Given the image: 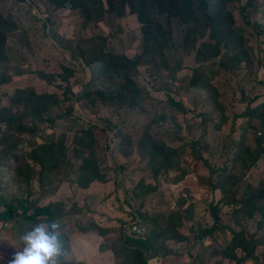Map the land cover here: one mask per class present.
I'll use <instances>...</instances> for the list:
<instances>
[{"label":"rangeland","instance_id":"1","mask_svg":"<svg viewBox=\"0 0 264 264\" xmlns=\"http://www.w3.org/2000/svg\"><path fill=\"white\" fill-rule=\"evenodd\" d=\"M252 2L244 7L246 19L245 0L225 3L241 52L228 45L199 60L190 40L183 42L185 25L177 17L157 16L166 42L145 52L135 14L105 13L91 22L57 0H0V13L16 24L1 54L0 109L14 116L23 110L20 123L30 128L10 137L0 120V196L16 197L27 214L51 205L60 224L61 264H137L134 246L124 241L137 212L146 218L140 236L161 232L153 249H141L144 264H264V0ZM103 54L137 56L128 73L134 100L107 97L122 80L112 76L109 83L99 74ZM192 78L200 86L188 84ZM18 89L50 94L40 104L42 120L12 103ZM84 129L100 178L80 187L73 150L87 152L75 141ZM146 137L167 150L160 159L148 160L150 145L139 142ZM49 142L56 151L62 147L63 157L45 170L27 152ZM8 144H15L16 159L4 153ZM25 162L32 167L27 179L15 173ZM45 219L0 221V264L22 251L21 237ZM233 235L246 247L233 248L236 258L228 252Z\"/></svg>","mask_w":264,"mask_h":264},{"label":"trees","instance_id":"2","mask_svg":"<svg viewBox=\"0 0 264 264\" xmlns=\"http://www.w3.org/2000/svg\"><path fill=\"white\" fill-rule=\"evenodd\" d=\"M62 6H76L78 7L87 21L95 22L100 19H103V14L108 13L112 14L115 17H119L126 14H135L136 19L140 22L141 27V44L143 46V51H157L160 48V43L163 40L165 44L164 34H167V30L163 29L157 16L164 15L166 18L177 17L179 23L185 25L183 42L186 44L190 40V47L194 51V57L199 60H207L213 58L220 50V47H227L232 45L234 49L238 52H241V36L238 34L234 24L233 17L230 11L225 6L227 0H105L106 6L103 8L101 0H57ZM252 0H245V3L240 6L243 17L246 19V14L243 12L244 7L252 5ZM127 8V9H126ZM155 17V18H154ZM11 16L3 17L0 13V61L1 54L5 41V34L7 32L15 29L16 24L11 21H7ZM12 19V18H11ZM255 30L257 32H263V26L259 23H254ZM207 32V39H203L204 34ZM195 44H197L195 46ZM233 49V48H232ZM236 51L234 52V54ZM104 59L99 63L98 72L100 75L106 77L107 82L113 83L114 80L112 76H120L122 82H119L117 86L110 88L107 91V97L110 99H117L121 101L122 96L131 97V100L138 95L135 83L131 78H129V71L134 69L135 64L137 63V56L133 58H127L124 55H108L103 54ZM162 63L165 62L164 57L161 55ZM243 60H246V57H242ZM239 61L241 58L236 57ZM165 64V63H164ZM191 86L197 87L200 86L196 82V79L192 78L190 81ZM115 85V84H113ZM22 89L15 91L12 98V103L16 105H22L23 108L28 107V112L33 115L34 118L42 120V114L39 112L41 103L49 102L48 99L50 94L47 93H33L31 90L27 94L22 93ZM87 90L80 91L79 94H85ZM95 93L100 96L103 95L102 92H99L97 89ZM178 106V104H177ZM250 108L246 106L245 110ZM264 109V104L260 105V110ZM257 110V109H256ZM251 111V110H250ZM24 111H20L16 116L9 112L8 107H2L0 109V120L4 122L5 132L12 136V131L20 132L22 130H29L30 128L26 125L20 123L21 118L24 116ZM27 128V129H24ZM33 131V130H32ZM31 131V132H32ZM85 129L81 130V134L75 137V141L80 146L84 144L83 147L85 150L78 147L74 148L73 152L75 158H80L79 166L76 169V184L80 187L86 186L93 179L100 178L96 166L91 160L92 150L90 142L92 141L91 137H87L88 141L84 143L83 134ZM147 141L150 145L149 149V161H154L156 158L162 157L163 146L159 145L156 141L149 140L147 137L139 140L140 144L143 145ZM15 144H8L4 147L7 148L4 150V153L8 154L9 157L17 158L16 155L10 153L14 149ZM88 148V149H87ZM62 147L57 151L52 143H42L37 148H32L28 151V158L32 161H37L40 165V168L49 170L50 168H55L58 165L59 155L63 157ZM171 154L168 153L167 159L165 160L166 165L168 166L169 162L171 163ZM6 159V157H5ZM160 159V158H159ZM14 160V159H13ZM15 173L19 176L22 175L27 179L28 174L32 172V167L28 163L18 164L15 167ZM156 173L153 171L152 174ZM25 179V182H26ZM0 221H12L15 217H20L22 219H34L37 215H45L46 223H51L54 218L57 217L56 213L51 209V205H45L42 207H35L34 210L27 214V209L23 205L22 201L18 200L16 197L9 199H2L0 196ZM135 213V212H134ZM137 222H145V217L142 216L140 212L135 213ZM133 215V214H132ZM138 218H140L138 220ZM151 219V218H150ZM260 225V221L258 222ZM142 234V232H141ZM140 234V235H141ZM161 234V232L159 233ZM159 234L155 235L152 239L150 235H143L140 237L131 236L129 232L126 233L124 241L133 247L134 256L133 259L137 264H144L145 258L142 257V250L153 249L154 240L159 237ZM240 246L242 250L246 251L244 241L242 242L241 237L235 235L232 236L231 245L228 247V252L231 253V256L236 258L233 254V248ZM247 254V253H246ZM63 264H74L71 262Z\"/></svg>","mask_w":264,"mask_h":264},{"label":"clouds","instance_id":"3","mask_svg":"<svg viewBox=\"0 0 264 264\" xmlns=\"http://www.w3.org/2000/svg\"><path fill=\"white\" fill-rule=\"evenodd\" d=\"M60 224L40 222L34 224L22 237V251H15L7 264H61L63 254Z\"/></svg>","mask_w":264,"mask_h":264},{"label":"built area","instance_id":"4","mask_svg":"<svg viewBox=\"0 0 264 264\" xmlns=\"http://www.w3.org/2000/svg\"><path fill=\"white\" fill-rule=\"evenodd\" d=\"M127 232L131 234V236H137L141 234V228L136 223H131L129 227H127ZM182 264H194L190 260L184 261Z\"/></svg>","mask_w":264,"mask_h":264},{"label":"crops","instance_id":"5","mask_svg":"<svg viewBox=\"0 0 264 264\" xmlns=\"http://www.w3.org/2000/svg\"><path fill=\"white\" fill-rule=\"evenodd\" d=\"M154 262H156L155 259H154Z\"/></svg>","mask_w":264,"mask_h":264}]
</instances>
